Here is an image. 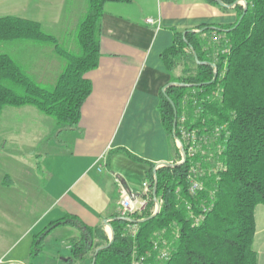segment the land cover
Returning a JSON list of instances; mask_svg holds the SVG:
<instances>
[{"label": "trees", "instance_id": "16d2710c", "mask_svg": "<svg viewBox=\"0 0 264 264\" xmlns=\"http://www.w3.org/2000/svg\"><path fill=\"white\" fill-rule=\"evenodd\" d=\"M107 1L130 0H88L74 30L75 51L43 32L37 21L0 16V41L50 43L64 60L53 84L42 87L22 65L0 54V115L8 106L32 105L53 118L60 130L77 127L81 106L91 91L85 74L99 60L102 7ZM234 10L237 21L232 25L202 26L184 34L174 31L172 44L160 55L171 74L170 82L182 84L168 86L160 95L158 110L164 130L174 142L183 113L184 128L206 136L207 142L193 156L186 153L177 166H162L154 172V164L148 162L151 194L147 208L130 220L114 214L110 244L102 225L86 226L75 216L65 215L35 236L32 255L40 251L38 243L51 228L67 224L80 231L71 243L68 262L87 259L91 264L95 258L93 264H131L134 253L147 264L256 263L253 212L257 204H264V0H247L244 14L239 6ZM187 55L190 63L184 62L176 75L175 69ZM196 165L202 173L197 178L202 188L191 193L189 176ZM154 184L160 207L150 217ZM132 224L137 229L134 236ZM163 251L165 260L159 258Z\"/></svg>", "mask_w": 264, "mask_h": 264}, {"label": "crops", "instance_id": "0c3cea01", "mask_svg": "<svg viewBox=\"0 0 264 264\" xmlns=\"http://www.w3.org/2000/svg\"><path fill=\"white\" fill-rule=\"evenodd\" d=\"M85 1L0 0V16L37 21L43 32L57 38L54 33L64 31L67 20L75 30ZM102 11L99 60L85 74L91 91L77 127L60 130L32 105L15 107L29 113L32 122L4 120L1 112L0 264L72 263L63 259L65 250L51 238L73 227L67 224L51 228L38 243L40 251L31 254L35 236L65 215L86 226L102 225L110 237L105 221L110 224L121 198L140 196L148 162L154 169L159 162L179 160V148L164 130L158 110L160 95L171 83L161 53L172 44L174 31L197 32L202 26L237 21L234 8L207 0L107 1ZM18 64L33 80H47L58 75L64 62L50 43L21 41ZM19 143L28 151L21 147L17 152ZM253 216L255 264H264V204L255 206ZM19 230L28 242L13 254L9 243ZM66 250L71 253V244Z\"/></svg>", "mask_w": 264, "mask_h": 264}, {"label": "rangeland", "instance_id": "374dc122", "mask_svg": "<svg viewBox=\"0 0 264 264\" xmlns=\"http://www.w3.org/2000/svg\"><path fill=\"white\" fill-rule=\"evenodd\" d=\"M84 5L87 6L86 1L84 2ZM67 21H68L67 25L65 26L66 31L65 30L59 31V32H55L54 34L56 35L57 39L60 41V43L63 45L64 48H66L67 50H70V51H75L76 50V43L74 41V31L72 30L74 28H73L72 24H69L70 23L69 20H67ZM36 43L39 44L38 42H36ZM3 53L9 55L13 60H15L17 63L21 64V40L0 41V54H3ZM187 54H190V53H187ZM59 58L62 62H64V60L61 57H59ZM190 61H191V58L189 57V55H187L185 60L180 63V65L178 66L177 69H175V74L180 72V69L182 68L184 62L190 63ZM55 78H56V74L51 76V77L49 76V79H47V80L35 79V81L38 84H40L42 87H49L50 85L53 84ZM3 110H4V113H3L4 120H5V117H7V119H11L12 122H21V121L32 122V121H34V118L31 117L29 115V113L21 114V111H19L15 107H9L8 106V107L3 108ZM178 136L174 137V143L177 145V147H179V146L175 142V139L176 138L179 139ZM14 147L17 149L16 151L20 152V153H21V147H23V149H25L26 151H28L27 149L29 148L26 145L21 146V143L17 144ZM179 155H180V153H179ZM180 158H181V156H180ZM180 161L181 160L179 159L178 162H180ZM60 232H61L60 236L53 235V237H51V238L56 239V241H57L54 245L59 247V249H61V250H65L63 253V259H65V258L71 256V253L68 250H66V245L71 244L73 241L72 240L73 237L79 236L80 231L74 227H67V230L63 229V231H60ZM108 239H110V237ZM27 242H28V238L26 240L21 239V230H19V232L15 235V237L13 239H11V241L9 243V249L11 250V253H13V254H15L17 252L21 253V248ZM58 262H60V261H58ZM59 264H64V263L60 262ZM65 264H89V261L88 260H75V261H72V263H65Z\"/></svg>", "mask_w": 264, "mask_h": 264}, {"label": "built area", "instance_id": "2783aa9c", "mask_svg": "<svg viewBox=\"0 0 264 264\" xmlns=\"http://www.w3.org/2000/svg\"><path fill=\"white\" fill-rule=\"evenodd\" d=\"M224 3V2H223ZM225 4V3H224ZM231 5L232 8L239 6L241 8H245L247 6V0H232V3L226 4ZM147 23L154 24L155 21L152 18L146 19ZM213 41H216L218 38L214 36ZM185 121V114H181L179 116V125H178V134L179 139H175V142L178 144L179 152H180V160H182L181 150L184 151L185 157L186 153L188 156H193L196 152L199 151L200 147L207 142L206 136H198L193 130L188 131L184 128L183 123ZM184 146H186V151L184 150ZM201 170L196 165L191 168L190 171V186L189 191L191 193L196 192L202 188V183L197 178L201 175ZM151 194V186L147 180L144 181L142 186L141 194L138 198L132 197H123L118 201L117 214L118 216L128 219H131V216L144 211L147 208L148 201L150 199ZM159 202V201H158ZM156 204L154 206L155 210ZM153 210V212H154ZM152 212V213H153ZM136 225L132 224L130 226V234L134 236L136 234ZM160 259H166V253L163 251L159 255ZM131 264H147L143 257H136L133 253Z\"/></svg>", "mask_w": 264, "mask_h": 264}, {"label": "water", "instance_id": "95a60500", "mask_svg": "<svg viewBox=\"0 0 264 264\" xmlns=\"http://www.w3.org/2000/svg\"><path fill=\"white\" fill-rule=\"evenodd\" d=\"M213 1H215V3L218 4V5L221 6V7H226V8H230V7H231V5H226V4H224L222 0H213ZM245 8H246V7H245ZM245 8H244V10H243V14H244V12H245ZM241 17H242V15H241ZM241 17H240V19H241ZM240 19L238 20L237 23H239ZM192 54H193V57H194L195 61H196V62H199L198 59H197L196 54H195L194 52H192ZM200 63L207 64V65H209V66H211V67H215V65H214L213 63H210V62H200ZM171 85H182V84H181V83H172V82H171V83H169V84L166 86V88H167L168 86H171ZM170 103L173 105V102H172L171 100H170ZM173 126H175V121H174V123H173ZM181 153H182V160H181L180 162H175V163H171V162H159V163L154 167L153 171L155 172L157 168L162 167V166H166V167H174V166L179 165L180 163H182V162L185 160V154H184V151L181 150ZM155 195H156V184H154V186H153V196H154V200H155L156 207H155L154 212L150 215V217L153 216V215H155L156 212L158 211L159 207H160V204H159L158 200L156 199ZM142 220H143V219H140V220H137V221H142ZM108 222H109V220H106V221H105V224L109 225V227H110V224H109ZM110 233H111V234H110V239H109V243H108V244H110V243L112 242V238H113V231H112V228H111V227H110ZM108 244H107V245H104V246H101V247H99V248H97L96 251H95V253H96L98 250L107 247ZM94 260H95V258H93L91 264L94 263Z\"/></svg>", "mask_w": 264, "mask_h": 264}, {"label": "bare ground", "instance_id": "6f19581e", "mask_svg": "<svg viewBox=\"0 0 264 264\" xmlns=\"http://www.w3.org/2000/svg\"><path fill=\"white\" fill-rule=\"evenodd\" d=\"M237 7V6H236ZM178 128V127H177ZM177 135V134H176ZM110 232V231H109Z\"/></svg>", "mask_w": 264, "mask_h": 264}]
</instances>
